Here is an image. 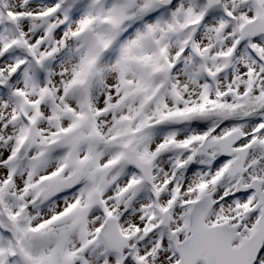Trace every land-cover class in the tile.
<instances>
[{"label": "snow or ice", "instance_id": "6c2138e0", "mask_svg": "<svg viewBox=\"0 0 264 264\" xmlns=\"http://www.w3.org/2000/svg\"><path fill=\"white\" fill-rule=\"evenodd\" d=\"M0 264H264V0H0Z\"/></svg>", "mask_w": 264, "mask_h": 264}]
</instances>
